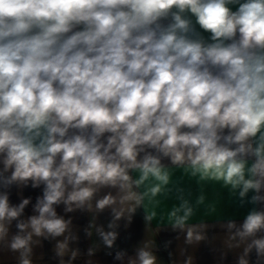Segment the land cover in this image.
Masks as SVG:
<instances>
[{"label": "clouds", "instance_id": "clouds-1", "mask_svg": "<svg viewBox=\"0 0 264 264\" xmlns=\"http://www.w3.org/2000/svg\"><path fill=\"white\" fill-rule=\"evenodd\" d=\"M165 159L264 205V0H0V242L16 221L19 264L34 236H63L55 256L73 264L78 237L54 206L85 209L109 189L95 208L119 220L114 205L134 213L169 185ZM13 185L44 186L27 222L31 198L11 204ZM192 215L187 200L169 213L189 244L205 238ZM227 228L250 239L237 264L264 261V209ZM97 231L111 248L117 233ZM137 261L157 264L146 247Z\"/></svg>", "mask_w": 264, "mask_h": 264}, {"label": "crops", "instance_id": "crops-1", "mask_svg": "<svg viewBox=\"0 0 264 264\" xmlns=\"http://www.w3.org/2000/svg\"><path fill=\"white\" fill-rule=\"evenodd\" d=\"M196 28L205 38L210 36L209 33L199 29L198 25ZM162 163L171 174L169 185L157 197H146L134 213L127 211V205H114L117 210L122 207L124 209V214L119 220L114 221L111 208H106L103 212H98L95 208V199L102 197L109 189L98 192L91 202V207L85 209L66 213L63 204L54 206L58 216L66 220L71 218V232L78 237L69 244L71 249L77 250L73 264H130V261H136V252L145 247L156 256L157 264H187V262L237 264V258L243 253L250 239L243 242L238 238L230 239L231 233L227 224L229 221H235L239 226L250 211L254 208L264 209V205L249 203L251 192L242 202L238 190L233 191L230 187H225L222 182L200 181L197 177L185 173L183 169L172 166L166 159ZM2 167L3 165L0 164V168ZM131 175L133 179L138 178L136 172H132ZM43 187L41 185L33 189L30 186L13 185L8 190L11 204H19L22 199L31 198L21 220L27 222L29 216L36 215L33 209L37 197L43 194ZM145 187L146 185H142L134 190L143 192ZM200 197H203L202 203H198ZM185 200L193 208V215L189 218L186 227L203 225L200 230L205 236L203 240L191 244L186 242V231L173 229L169 217V213ZM152 213L155 215L147 219ZM110 223H114L113 228L108 227ZM15 225L16 221H13L9 236L5 241L0 242V264H19V253L11 251L8 247L11 236L18 231ZM98 228H102L105 232L117 233V239L111 248L104 244L97 231ZM259 236H264V232L258 233L257 237ZM63 239V236L48 240L34 236L30 257L32 264H59L60 258L55 256V245L58 240ZM118 252L125 253L120 260L115 258ZM64 259L67 261L68 257L65 256ZM249 260L250 264H257L255 251L250 254ZM261 264H264V261Z\"/></svg>", "mask_w": 264, "mask_h": 264}]
</instances>
